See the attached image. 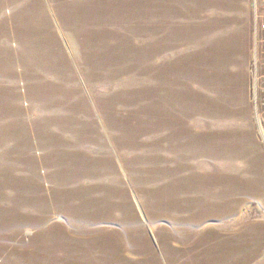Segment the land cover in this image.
<instances>
[{"label":"rangeland","instance_id":"374dc122","mask_svg":"<svg viewBox=\"0 0 264 264\" xmlns=\"http://www.w3.org/2000/svg\"><path fill=\"white\" fill-rule=\"evenodd\" d=\"M254 14L0 0V264H264Z\"/></svg>","mask_w":264,"mask_h":264},{"label":"built area","instance_id":"2783aa9c","mask_svg":"<svg viewBox=\"0 0 264 264\" xmlns=\"http://www.w3.org/2000/svg\"><path fill=\"white\" fill-rule=\"evenodd\" d=\"M254 8H255V14H254L255 21L254 22H255V29H256L255 41L258 42L257 33L258 32L263 33V37L259 38V41H260L259 43L261 44V43H264V0H254ZM259 57L261 58V61L257 62L260 64L259 79H260V82L264 84V56L263 57L259 56ZM257 81H258V78H257ZM262 104L264 106V98L262 99Z\"/></svg>","mask_w":264,"mask_h":264}]
</instances>
